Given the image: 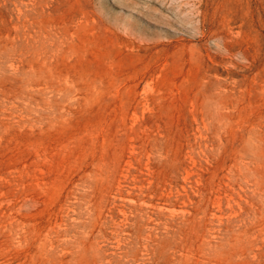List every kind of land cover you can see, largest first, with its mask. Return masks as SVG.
<instances>
[{
  "label": "rangeland",
  "instance_id": "obj_1",
  "mask_svg": "<svg viewBox=\"0 0 264 264\" xmlns=\"http://www.w3.org/2000/svg\"><path fill=\"white\" fill-rule=\"evenodd\" d=\"M0 264H264V0H0Z\"/></svg>",
  "mask_w": 264,
  "mask_h": 264
}]
</instances>
